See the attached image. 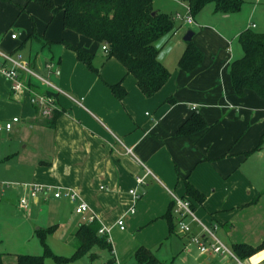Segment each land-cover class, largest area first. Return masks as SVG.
Here are the masks:
<instances>
[{"label":"crops","instance_id":"obj_1","mask_svg":"<svg viewBox=\"0 0 264 264\" xmlns=\"http://www.w3.org/2000/svg\"><path fill=\"white\" fill-rule=\"evenodd\" d=\"M64 1L55 3L60 6ZM171 1L180 2L185 14L154 9L173 18L180 14L184 19L187 4ZM17 2L21 7L28 5V0ZM27 9L42 18L35 4H29ZM47 18L51 19L50 14L44 17L45 21ZM49 23L45 30H39L43 31L45 40H36L30 38L31 22L23 19L21 24L26 32L19 33L17 40L0 35L2 49L15 55L33 41L50 47L47 41L61 44L65 40L94 54L95 43L64 29L56 37ZM58 23H62L61 15ZM193 32L197 38V32ZM200 33L203 37L207 34V38L209 35L210 40L193 38L203 61L190 73L177 66L186 46L176 44L172 37L159 42V60L171 78L151 99L144 97L134 77L127 75L126 69L115 63L116 59L106 60L96 74L72 51L65 59L51 56L39 61L38 57L29 56L31 67L44 76L48 75L45 64L57 63L61 75L50 78L74 100L82 101L79 105L68 97L57 96L59 116L53 126L31 106L27 96L14 98L0 77V120L20 119L11 133H0L2 264H18L19 255L41 256L43 246L35 241L34 233L40 237L42 232L57 226L55 216L58 212L63 214L61 207L65 209L68 204L76 210L79 204L66 199L65 205L60 203L63 198L53 196L58 209L53 206L51 209L56 214L41 225L36 209L42 203H49L51 195H33L30 186L35 185L78 194L90 208L86 217L93 215L101 228L109 230L115 264L133 257L140 248L154 253L161 264H233L230 256L202 254L192 243V238L204 237L198 223H189L188 234L181 233L174 224L175 231L170 233L169 223L167 226L160 219L169 212L173 195L189 200L197 219L213 229L231 250L236 245L255 248L264 242V100L252 92L244 98L232 95L231 78L227 74L235 61L233 40L220 36L211 26L201 28ZM122 80L127 95L118 99L109 86ZM195 113L201 115L207 128L179 136L180 127ZM139 178H144L145 183L139 185ZM187 183L205 196L203 203L186 195ZM132 190L138 198L130 193ZM22 200H26V206ZM172 211L173 223L174 220L177 223L178 217ZM121 218L125 221L123 231L117 225ZM127 219L133 223L132 229L152 224V239L130 242L132 239L126 234ZM83 223L88 222L82 217L74 219V234ZM116 234L124 235L130 242L123 256L116 250V244L114 252L112 236ZM98 251L104 250L94 248L91 253L100 260ZM83 259L85 264H97L90 255L77 261ZM108 259L109 254L101 264ZM240 261L264 264V250Z\"/></svg>","mask_w":264,"mask_h":264},{"label":"trees","instance_id":"obj_2","mask_svg":"<svg viewBox=\"0 0 264 264\" xmlns=\"http://www.w3.org/2000/svg\"><path fill=\"white\" fill-rule=\"evenodd\" d=\"M9 2L10 0H0ZM190 9L191 15H198L208 4H214L216 13L232 15L241 11L244 0H182ZM154 0H65L60 6L54 0H28L51 16V21L61 15L62 26L65 31L88 39L95 44L107 45V60L116 59L125 69L127 75L134 77L137 87L147 99L153 98L169 82L171 73L159 60L161 49L158 44L161 40L173 37L175 32L174 18L154 9ZM20 7L25 12L27 6ZM36 30L30 38L39 40L41 37ZM45 39V35L42 36ZM51 44V42H46ZM68 50L75 53L77 59L87 69L98 74L93 65L94 55L68 41H61ZM240 45L243 56L231 63L230 78L233 94L244 98L252 92L264 100V33L246 31L240 34ZM203 61L202 52L193 41L186 43V48L178 61V68L190 73L198 68ZM111 92L118 99L127 95L123 80L109 86ZM173 102L174 100L169 99ZM59 116L55 111L49 119L53 126ZM207 128L206 122L200 114H193L178 130L179 136L200 133ZM258 150V149H257ZM186 195L199 203L205 201V196L199 193L189 183L186 185ZM171 203L169 212L163 217L169 223L170 233H174L176 226L173 223ZM101 229L97 221L83 223L75 234V252L72 257L65 258L54 255L46 243V237L54 228L40 234L44 252L41 256L19 255L18 264H44L46 257H53L57 263H70L90 255L94 248L107 251L109 259L104 264H115L112 245L108 236L99 235ZM264 250V242L258 247L236 245L233 253L240 259L251 257ZM139 264H158L157 257L146 248H140L134 255ZM93 260V259H92ZM0 264L1 256H0Z\"/></svg>","mask_w":264,"mask_h":264},{"label":"rangeland","instance_id":"obj_3","mask_svg":"<svg viewBox=\"0 0 264 264\" xmlns=\"http://www.w3.org/2000/svg\"><path fill=\"white\" fill-rule=\"evenodd\" d=\"M18 0H10L9 2H1L0 1V35H7L10 37L11 34L15 33L19 35V33H25L26 30L22 26V20L27 19L29 22H31L32 30H36V32L41 33V35H44L43 31H39L40 29L45 30L48 26V21H51L49 18L45 21L44 17L48 16V13L41 9L40 7L36 6L38 10L43 14L42 18L39 16L31 13L28 9H26L25 12H21V9L19 4H17ZM59 1V0H55ZM62 1V0H60ZM182 1V0H181ZM180 2H172L171 0H154V7L159 8L162 12H166L168 14H174L176 11H180L183 15L185 14V9L180 6ZM25 6V5H23ZM185 7V5H183ZM16 8L18 11H16ZM173 17V16H171ZM195 23L192 26L187 25L184 20H177L174 19L175 22V29L178 30L177 33L172 37V41L176 44H181L186 46V43L184 42V36L186 33L190 30L196 31L198 34L197 38H194V40H210V36L207 34L206 36H202L200 33L201 28L206 27H214L216 31L220 34V36L226 37V39L232 41L233 40V46H232V58L235 60L240 59L243 56V49L240 45V34L246 31H251L254 33H264V0H244V5L240 12L232 15H222L219 13H216L214 4H208L198 15L194 16ZM59 16L56 17L51 25L49 26V29H51L54 32V36H59L61 32L60 29L62 28V23H58ZM46 22L45 24L42 22ZM43 24V25H42ZM59 24V25H58ZM75 36V35H74ZM63 37V36H60ZM47 38V37H46ZM39 40H45L41 37H38ZM48 39V38H47ZM65 39V38H63ZM67 39V38H66ZM68 40V39H67ZM195 41H193L194 43ZM32 44H26L23 52L19 55L22 56L24 60L28 61V57L31 56L32 59L35 57H38V60L41 61L44 58H48L51 56H54L55 58H59L61 56L62 59H65L67 57V54L71 53L70 50H68L63 44H56L52 43L48 46L50 47H42V45L39 42L33 41ZM195 45V43H194ZM94 46V59L93 65L98 68V70H102V64L106 63L107 61V55L102 51V45H96ZM221 47V46H220ZM116 64H119V66H122L118 61H115ZM230 74V70L227 75ZM100 75V74H99ZM51 81L55 84L56 82L52 78ZM63 92H65L59 85H57ZM66 93V92H65ZM67 94V93H66ZM69 95V94H67ZM59 96H65V95H59ZM70 96V95H69ZM67 98V96H65ZM152 114V113H151ZM147 184H149V180L147 181ZM150 185V184H149ZM51 200L49 203H42L40 206L37 207V213L39 215V220L41 221V225L44 224L43 221L50 220L52 217L54 218V215L56 212H53L51 209L52 206L55 209H58L56 207V204L52 201L54 193H50ZM60 203H65L66 198H63V200L60 201ZM61 212L63 214H60V212L57 213L55 216V222L58 223L57 226H53L54 230L51 234H49L46 237V243L48 247L50 248L51 252L54 255L62 256L65 258H70L73 256L75 252V234L73 232L72 228V222L76 218H81V216L77 215L75 212V207L69 206L67 204L66 208L63 207L60 208ZM138 211V209H137ZM163 221L167 226L168 222L165 219H160ZM159 220V221H160ZM174 220V224L178 226L179 221L177 220V223ZM187 223L191 224V220H188ZM131 225L133 223L130 219H127V233L130 236V239L132 241L139 242L140 240L150 241L152 239V224H146L143 226V228L137 227L136 229H132ZM41 227V226H40ZM155 228V227H153ZM48 229V228H46ZM40 230H42L40 228ZM140 231V232H139ZM35 235V241H38L41 247L43 246L41 244L40 237L34 233ZM114 238L113 246H114V252H115V244H116V250L119 252L121 256L125 254L128 248V243L126 237L124 235L116 234V236H112V241ZM44 252V249L42 247V254ZM99 254L102 256V259H98V255L95 254V257L92 258L94 262L97 264H101L103 260H105L108 257L107 251H98ZM85 259H88L87 257ZM83 259L82 261H74L70 263H57L54 261L53 257L49 256L46 257L44 260V264H85L86 261ZM89 260V259H88ZM234 262V261H233ZM120 264H139L138 261L135 259V257H126L123 258ZM158 264H161L159 262Z\"/></svg>","mask_w":264,"mask_h":264},{"label":"built area","instance_id":"obj_4","mask_svg":"<svg viewBox=\"0 0 264 264\" xmlns=\"http://www.w3.org/2000/svg\"><path fill=\"white\" fill-rule=\"evenodd\" d=\"M174 19L184 20V22L189 26H192L195 23L189 7H187V13L184 19L180 14H177ZM10 38L11 40H17L18 35L13 33L10 35ZM103 51L108 53L107 45L103 46ZM44 69L48 74L46 76L32 68L30 63L27 60H24L21 55H13L12 53L4 51L1 47L0 38V77L8 84L9 90L13 94L14 98L22 99L24 96H27L31 106L35 107L41 116L46 119H50L54 112L58 111L56 97L59 95H65L72 99L75 103L81 105L82 101L74 100L51 81L50 75H54L56 77L61 75V71L57 63L49 62L45 64ZM19 122L20 119L18 117H14L7 122H2L0 120V133H11L15 124ZM137 183L139 185L144 184V178L137 179ZM30 187L33 195L37 193L47 194L53 192L55 199L66 198L72 202H79L75 210L76 214L81 216L85 222L91 223L95 221V217L93 215L86 217V214L90 212V208L85 202L81 201L80 197L75 192L60 188L55 190L51 187L38 185ZM130 193L135 199L138 198L135 190H132ZM173 202L175 205V214L179 221L178 230L181 233L188 234L191 232V227L189 223H187L188 220L198 223L201 226L204 237H194L192 238V243L198 246L202 254L213 253L227 255L233 259V264H242L233 251L216 236L213 229L206 227L197 219L189 200L173 195ZM21 203L26 206V200H22ZM131 212L134 213V209L131 210ZM117 225L120 230H125L124 218H121ZM99 235L108 236L109 230L102 227L99 231Z\"/></svg>","mask_w":264,"mask_h":264},{"label":"water","instance_id":"obj_5","mask_svg":"<svg viewBox=\"0 0 264 264\" xmlns=\"http://www.w3.org/2000/svg\"><path fill=\"white\" fill-rule=\"evenodd\" d=\"M194 36H195V33H194L192 30H190V31H188V32L186 33V35L184 36V41H185L186 43L192 42Z\"/></svg>","mask_w":264,"mask_h":264}]
</instances>
